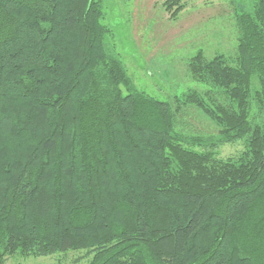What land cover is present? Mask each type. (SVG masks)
Masks as SVG:
<instances>
[{"label":"trees","instance_id":"16d2710c","mask_svg":"<svg viewBox=\"0 0 264 264\" xmlns=\"http://www.w3.org/2000/svg\"><path fill=\"white\" fill-rule=\"evenodd\" d=\"M104 18L103 0H0V264H264V0L174 101L137 87ZM182 106L217 132L180 129Z\"/></svg>","mask_w":264,"mask_h":264},{"label":"rangeland","instance_id":"374dc122","mask_svg":"<svg viewBox=\"0 0 264 264\" xmlns=\"http://www.w3.org/2000/svg\"><path fill=\"white\" fill-rule=\"evenodd\" d=\"M178 1L183 9L172 16L166 0H103V21L112 29V48L138 88L166 101H174L189 88L207 90L190 76L189 59L199 49L208 57L218 52L235 56V15L252 4V0ZM178 119L180 129L189 134L217 132V126L194 106L180 107ZM243 150L242 142L227 143L218 154L227 158ZM89 259L84 251H70L40 257L14 255L5 264H87Z\"/></svg>","mask_w":264,"mask_h":264}]
</instances>
